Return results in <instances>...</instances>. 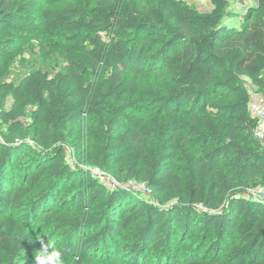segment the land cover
Returning a JSON list of instances; mask_svg holds the SVG:
<instances>
[{"label": "trees", "instance_id": "16d2710c", "mask_svg": "<svg viewBox=\"0 0 264 264\" xmlns=\"http://www.w3.org/2000/svg\"><path fill=\"white\" fill-rule=\"evenodd\" d=\"M187 1L0 0V28L32 33L64 59L59 70L37 68L17 80L0 72V264L25 256L34 264L41 245L25 247L40 220L61 230L55 242L64 264H91L106 240L105 251L144 264L150 247L169 244V223L184 240L186 232L195 236L180 264H264V198L250 193L264 184V133L256 135L248 109V85L264 92V0H254L240 25L230 23L239 14L229 0H209L205 11ZM9 47L10 39H0V53ZM131 107L166 112V123L148 130L125 113ZM200 112L215 117L208 133ZM88 116L98 137L129 126L114 145L128 153L124 179L144 183L155 202L82 173L85 186L67 198L65 212L52 209L57 187L73 173L64 129ZM24 127L31 143L22 139ZM193 141L210 147L193 157L186 149ZM99 150L88 164L117 163ZM173 152L186 160L183 175L168 162ZM74 199L86 211L72 220ZM95 201H102L99 213L89 215ZM83 228L90 231L74 242Z\"/></svg>", "mask_w": 264, "mask_h": 264}, {"label": "rangeland", "instance_id": "374dc122", "mask_svg": "<svg viewBox=\"0 0 264 264\" xmlns=\"http://www.w3.org/2000/svg\"><path fill=\"white\" fill-rule=\"evenodd\" d=\"M46 0H44L45 2ZM125 3L135 2L137 4H142L143 2H153L155 0H122ZM230 7L237 11L239 16L232 19L230 23L232 25H240L244 22V15L250 12V10L256 5L254 0H229ZM187 4L194 7L200 11H205L210 9L209 0H188ZM33 22L37 25L38 29L41 28L43 23L41 7L34 12ZM0 39H10L9 50L0 53V72L5 74L8 80H17L23 74L37 69V68H48L52 71H56L62 68L64 64L63 57L56 53L52 49H45L41 42L36 38L35 35L29 32H15L5 28H0ZM119 71V70H118ZM111 70L107 69L102 71L98 76L93 79L96 81H101L103 78L110 74ZM123 74L126 71L120 70ZM132 76V73H128V77ZM10 100H7L4 108H9ZM127 115H132L140 120V125L145 126L148 130L156 129L159 126H163L166 123L165 117L166 112L159 111L157 109H151L150 107L145 108H128L125 110ZM201 118V128L205 133L209 132V126L206 123H213L215 117L206 112L199 113ZM179 117L186 119L187 115L183 112H179ZM95 121L91 116L83 117L80 121L75 124H69L65 127L64 132L67 139L65 145V161L72 167L73 173L62 181V184L57 187L55 195L53 197V203L51 205L54 210H62L65 212L67 205V198L71 197L75 190L81 189L85 186V180L82 177V173H90L96 177L100 182L108 185L112 181L113 184L126 187L138 194V199L143 201L155 202L151 192L146 188H140L134 190L127 186L129 180H125L124 176L126 173V165L128 162V153L120 150H115L114 145L117 139L121 136L125 128L129 127L125 125L117 130H110L100 137L92 132L93 125ZM25 125V124H24ZM25 128V127H24ZM5 130V127L2 128ZM169 137V134H167ZM185 135H187L185 133ZM27 143H31V131L25 128L24 135L22 137ZM154 138H149V141H153ZM167 142V140H165ZM78 143V145H77ZM76 144V145H75ZM105 147V153L107 154V159L118 158L117 163H110L105 167L93 166L86 162L90 156L100 155L101 148ZM210 146L208 143L203 144L198 141H193L187 144L186 149L193 148V157H197L203 149H208ZM170 166L173 167L175 172L179 175H183L184 169L186 167V160L184 156L180 153L173 152L170 159L168 160ZM121 169L119 174L115 176V171ZM42 180L49 181V176L44 173ZM88 194H86L85 199H87ZM73 198V197H72ZM102 201H95L88 208L89 215H97L99 213V205ZM72 212L70 213V218L75 220L86 211L81 203L78 204L77 200H73ZM140 204H134V206ZM168 205H172L169 203ZM132 210L131 206L126 208V212ZM108 217V216H106ZM114 218V217H113ZM114 219H117L115 217ZM172 227L171 233L168 236L169 244L161 247L152 246L148 250L146 255V262L144 264H180L179 258L180 253L189 245L195 242V236L192 232H186L187 237L185 240L180 236V230L174 227L173 223H169ZM95 230V229H94ZM89 229L83 228L76 234L74 242L79 238L84 236ZM93 231V230H92ZM125 233V231L123 232ZM28 243L25 247L26 251H32L39 245H41V240L43 241H56L61 238V230L54 227L51 224H47L42 220L36 222L28 229ZM114 241L117 239L113 238ZM109 245V241L106 240L102 243L96 254L91 257V264H129L122 253L117 251L115 248L110 251H105ZM192 246V245H191ZM202 254V253H201ZM198 255L197 257L201 256ZM33 258L25 256L19 262V264H29Z\"/></svg>", "mask_w": 264, "mask_h": 264}, {"label": "built area", "instance_id": "2783aa9c", "mask_svg": "<svg viewBox=\"0 0 264 264\" xmlns=\"http://www.w3.org/2000/svg\"><path fill=\"white\" fill-rule=\"evenodd\" d=\"M248 92H249V102H248V109L253 117L256 118V127L255 133L259 137L263 138L264 133V92L257 90L256 87L248 85ZM263 152H264V144H263ZM112 181L107 186L114 187L115 184ZM118 185V184H117ZM127 186L134 190L144 188V183H138L135 181L129 180ZM250 193L252 196L256 198H264V184L259 185L250 189Z\"/></svg>", "mask_w": 264, "mask_h": 264}, {"label": "clouds", "instance_id": "9594fccd", "mask_svg": "<svg viewBox=\"0 0 264 264\" xmlns=\"http://www.w3.org/2000/svg\"><path fill=\"white\" fill-rule=\"evenodd\" d=\"M34 264H64L62 251L57 248L55 241L41 240V247L34 257Z\"/></svg>", "mask_w": 264, "mask_h": 264}]
</instances>
